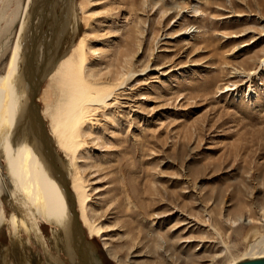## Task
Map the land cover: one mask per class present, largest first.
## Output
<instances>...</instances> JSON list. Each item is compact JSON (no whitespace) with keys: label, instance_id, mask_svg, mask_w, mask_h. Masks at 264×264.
<instances>
[{"label":"rangeland","instance_id":"obj_1","mask_svg":"<svg viewBox=\"0 0 264 264\" xmlns=\"http://www.w3.org/2000/svg\"><path fill=\"white\" fill-rule=\"evenodd\" d=\"M77 1L87 70L117 69V81L134 73L76 159L90 183L88 218L102 230L88 239L83 229L98 258L232 264L247 257L264 238V0ZM52 93L46 78L36 98L46 125ZM58 154L69 176L72 166ZM2 164L6 175L7 158ZM4 200L0 216L13 219L15 241L23 242ZM44 218L51 248L56 238ZM8 239L2 231L0 264L3 253L29 264L9 255Z\"/></svg>","mask_w":264,"mask_h":264},{"label":"bare ground","instance_id":"obj_2","mask_svg":"<svg viewBox=\"0 0 264 264\" xmlns=\"http://www.w3.org/2000/svg\"><path fill=\"white\" fill-rule=\"evenodd\" d=\"M14 1L10 12L6 9L11 0H5L0 10V193L8 208L19 215V233L37 249L42 264H57L60 259L70 264L78 252L88 263L102 264L88 240L102 230L88 218L90 183L80 173L76 159L86 137L96 135L101 127L100 114L105 116L120 104L121 90L134 73L127 71L117 81V69L109 71L111 75L87 70L88 38L79 33L82 18L77 0ZM57 6L60 10L54 16ZM39 78L38 91L47 78L53 92L52 102L43 111L47 125L36 102L38 91L35 105L31 101ZM36 106L47 137L41 131ZM58 152L72 166L69 176ZM6 158L9 167L5 175L2 161ZM71 206L77 226L72 223ZM44 214L51 227L65 230L59 231L52 249L41 232ZM0 229V234L4 231L6 235L11 230L4 215L0 216ZM259 240L240 261L264 257V238Z\"/></svg>","mask_w":264,"mask_h":264},{"label":"flooded vegetation","instance_id":"obj_3","mask_svg":"<svg viewBox=\"0 0 264 264\" xmlns=\"http://www.w3.org/2000/svg\"><path fill=\"white\" fill-rule=\"evenodd\" d=\"M1 193H0V198H1ZM5 203V202H4ZM5 205H6V203H5ZM0 206H1V202H0ZM7 206V205H6ZM2 207H3V205H2ZM3 209H4V207H3ZM5 210V209H4ZM3 215H5L4 213H3ZM8 215V214H7ZM6 216V215H5ZM17 216H18V219H19V215L17 214ZM7 217V216H6ZM9 217V218H8ZM8 219H9V221H10V226H11V230H10V234H11V237H13V240L12 239H8V241H7V245H6V248H7V250L9 251V255H14L15 257L17 256V255H20L21 256V258L23 257V256H27V257H29V264H39V262L37 261L38 260V258H37V254H36V251H34V249L29 245V243H28V241H27V239H26V237H24L23 238V242H18L17 243V241H15V238H17L18 237V235L16 236V232H15V230L14 229H17L16 228V226H15V224H12L13 223V219H11L10 218V216L8 215ZM53 224H55L54 222H53ZM51 227V226H50ZM59 231H65L64 230V228H62V227H60V226H53V227H51L50 228V232L52 233V235H53V237H54V239L56 238V240H54V243L51 245V249H52V247H55V245H56V243H57V239H58V234H59ZM10 237V236H9ZM20 244V245H19ZM11 248V249H10ZM10 249V250H9ZM0 253H1V251H0ZM2 257V263L3 264H15V262L8 256V257H6V256H1ZM47 258L48 259H51L49 256H47ZM67 258V257H66ZM39 260H41V258H39ZM24 259H22L21 260V262L22 263H20V264H24ZM60 261H61V264H69V262H64V261H62L61 259H60ZM41 262H43V260L41 261Z\"/></svg>","mask_w":264,"mask_h":264},{"label":"water","instance_id":"obj_4","mask_svg":"<svg viewBox=\"0 0 264 264\" xmlns=\"http://www.w3.org/2000/svg\"><path fill=\"white\" fill-rule=\"evenodd\" d=\"M40 84H41V79L39 78L37 80V83L34 85V89H33V92H32L31 101H32V103L34 105H35L34 98L36 97V93L38 91V87H39ZM35 108H36V114L38 115V119H39V122H40L41 131L43 132V130H44L43 133L46 136L44 122L42 121L41 116L39 115V110H38L37 106ZM43 133H42V135H43ZM48 142L49 141H47V139H46V144H48ZM49 144H50V142H49ZM71 211H72V223H74L77 226L78 223H77V220L75 218L76 215H75V212H74V207H72V206H71ZM76 261H77V263H76ZM56 263L57 264H61V261L60 260H56ZM70 264H90V263H88L87 261L84 260V257L82 255V253L78 252V253L73 255L72 259H70ZM235 264H264V257H256V258L245 259V260H241V261H239V262H237Z\"/></svg>","mask_w":264,"mask_h":264}]
</instances>
